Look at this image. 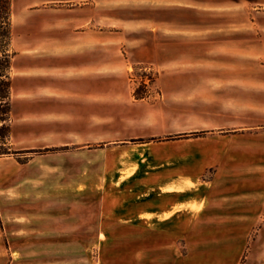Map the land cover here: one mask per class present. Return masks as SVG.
<instances>
[{"label": "rangeland", "instance_id": "obj_1", "mask_svg": "<svg viewBox=\"0 0 264 264\" xmlns=\"http://www.w3.org/2000/svg\"><path fill=\"white\" fill-rule=\"evenodd\" d=\"M57 3L13 0L12 47L17 53L12 70L15 102L23 97L19 89L25 66L33 61L46 67L52 63L48 53L55 51L50 48L56 46L27 41V37L40 33L39 16L31 18L30 13L33 9L55 7ZM191 18L192 23L201 22L207 27L202 32L194 27L191 32L177 31L171 38L161 34L165 37L159 39L171 41L158 44L152 43L151 32L112 26L106 30L125 32H97L123 40L96 44L97 101H111L113 118L106 123L97 117L96 139L91 145L105 147L109 142L105 137L119 132L134 136L129 139L134 143L140 139L143 142L146 139L141 135L149 133L155 134L157 140L199 137L198 141L210 143L208 135L217 131L223 135L224 154L212 158L223 170L221 183L237 186L239 198L233 202L225 200V218L200 225L201 229L215 231L213 234L170 236H136L135 226L100 219L97 205L89 209L81 204L79 220L74 221L73 227L71 221L64 226L66 236L72 229L75 234L74 240H64L69 244L61 253L63 262L58 264H136L137 251L142 249L152 250L147 256L159 261L166 256L161 247L172 240L180 245L186 242L200 245L192 255L196 260L264 264V29L248 25L251 13L241 9L238 13L208 11L202 17ZM259 20L263 21L264 16ZM231 22L236 25L226 27ZM199 35H219L225 41L233 39L234 43L182 42L184 36ZM103 63L110 67L105 68ZM40 70L47 73L46 68ZM137 88L144 98L135 96ZM99 112H103L102 107H97ZM115 115L128 118L118 125ZM18 125L21 138L13 144V149L28 152L0 157V264H39V236L25 238L30 226L45 224L42 212L56 213V205L60 209L70 207L69 197L73 193L82 197L89 190L94 191V177L98 179L102 173L92 172L89 181V173L73 164L75 146L64 145L68 141L62 138L72 136V123L64 122L59 127L48 124L53 132L46 134L49 127L45 123ZM46 143L52 146L44 147ZM26 145L33 147L22 148ZM80 157H83L81 152ZM214 172L215 168L211 167L204 177L211 178ZM99 192L97 186L96 197ZM136 238L141 240L137 242ZM210 240L218 246L206 249Z\"/></svg>", "mask_w": 264, "mask_h": 264}, {"label": "crops", "instance_id": "obj_2", "mask_svg": "<svg viewBox=\"0 0 264 264\" xmlns=\"http://www.w3.org/2000/svg\"><path fill=\"white\" fill-rule=\"evenodd\" d=\"M45 1L58 3L55 7L31 11V18L39 16L37 23L40 33L26 39L31 44L56 45L50 48L55 51L48 53L47 58L52 63L49 61L46 67L33 61L25 66L23 85L19 89L23 93L22 100L15 102L11 99V143L16 144L21 138L18 124L22 122L38 121L47 126L55 124L57 127L61 123L70 122L73 125L72 136L64 135L62 138L68 141L64 145L75 146L73 164L89 173V181H92V172L100 171L102 174L98 179L94 177V191L89 190L82 197L79 193H73L69 197L70 207L61 206L60 209L56 205V213L42 212L45 224L30 226V233L25 238L39 236V264L63 262L61 253L65 250V245L69 244L64 240H74L75 234L72 229L66 236L64 226L68 225L67 221H71L73 227L74 221L79 220L77 213L81 204L89 209L97 205L100 219L135 226L136 236L190 235L201 232L213 234L215 231L201 229L200 225L205 221L225 218V200L233 202L239 198L240 193L237 186H224L221 183L223 170L212 158L224 154L223 135L211 131L208 135L211 138L209 143L198 141L199 137L157 140L154 139L155 134L149 133L141 135L146 140L134 143L129 141L134 136L119 132L105 137L109 141L105 147H92L91 143L96 139L94 129L97 117L106 123L113 118L111 101H97L96 44L123 40L116 35H97V32H125L117 29L107 31L106 28L110 26L151 32L152 43L158 44L171 41L159 39L165 37L161 34H167L171 38L177 31L191 32L192 27L199 28V32H202V28L207 25L200 22L201 18L200 24L192 23L193 15L202 17L208 11L238 13L240 9L251 13L248 25L264 29V20H259L260 16H264V0ZM187 16L189 19H186ZM233 25L236 22H231L226 27ZM182 42L223 45L234 43V40L225 41L219 35H199L184 36ZM16 56L15 51L12 70ZM102 65L110 67L106 63ZM40 68H46L47 73H43ZM14 84L12 76V91ZM97 107H102L103 112L97 114ZM28 118L30 121H22ZM127 118L115 115L114 120L116 124H122ZM49 129H45V134L53 132L50 127ZM43 146L52 144L46 143ZM31 147L33 146L26 145L22 148ZM97 150L100 153H96ZM80 152L83 154L82 158ZM97 155L100 156L99 159ZM211 167L215 168L213 176L205 178ZM97 186L100 188L98 197ZM83 199L85 201L81 202ZM30 224H33L32 221ZM139 240L141 239L136 238L137 242ZM209 242L211 244L206 245V249L218 246L213 240ZM146 246L149 248V244ZM198 247L200 245L192 242L180 245L177 240H172L161 247L165 251V258L157 261L152 256H147L152 250L142 249L137 251L139 259L136 264H239L237 261L193 259V252ZM145 256L148 259H144Z\"/></svg>", "mask_w": 264, "mask_h": 264}, {"label": "trees", "instance_id": "obj_3", "mask_svg": "<svg viewBox=\"0 0 264 264\" xmlns=\"http://www.w3.org/2000/svg\"><path fill=\"white\" fill-rule=\"evenodd\" d=\"M13 0H0V157L28 151H15L12 138V67L15 51L12 47ZM135 96L144 98L140 88ZM142 142V140H134Z\"/></svg>", "mask_w": 264, "mask_h": 264}]
</instances>
